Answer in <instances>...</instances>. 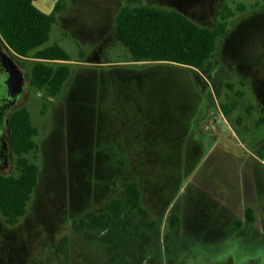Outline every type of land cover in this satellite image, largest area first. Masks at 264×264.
<instances>
[{"label": "rangeland", "instance_id": "rangeland-1", "mask_svg": "<svg viewBox=\"0 0 264 264\" xmlns=\"http://www.w3.org/2000/svg\"><path fill=\"white\" fill-rule=\"evenodd\" d=\"M56 1L34 4L48 13ZM63 1L43 45L58 43L71 57L56 96L44 99L29 84L36 59L14 54L0 36L26 73L22 106L39 131L35 156L25 154L38 165L26 214L14 225L0 214V264H55L63 236L60 264H105L108 245L85 240L71 222L101 211L129 180L139 183L142 205L158 222L145 264H264V124L254 127L264 115V0H224L235 14L217 38L212 68L201 70L132 62L113 33L125 0ZM194 1L204 8L159 3L215 26L222 4L208 9L210 0ZM220 103L232 108L228 115ZM16 159L4 174L19 173ZM247 206L252 224L243 220ZM174 213L179 222L170 228ZM235 220L241 226L231 230Z\"/></svg>", "mask_w": 264, "mask_h": 264}, {"label": "trees", "instance_id": "trees-1", "mask_svg": "<svg viewBox=\"0 0 264 264\" xmlns=\"http://www.w3.org/2000/svg\"><path fill=\"white\" fill-rule=\"evenodd\" d=\"M65 7L63 0H57L52 11L46 13L36 7L33 0H0V36L14 54L25 57L31 53L36 59L31 66L29 84L43 90L44 99L56 96L70 74L68 52L58 43L43 46L57 21V14ZM236 10H245V5L238 3ZM215 13V26H202L176 10L149 6L141 0H125L114 19V35L133 61H168L199 70L211 69L217 38L226 31L228 19L235 10L223 4ZM219 106L225 115L232 110L225 103ZM45 107L43 102L42 112ZM262 124L264 115L255 120V126ZM10 126L19 173H0V214L6 224L14 225L26 214L27 203L37 184L38 165L25 154L32 152L35 156L38 128L32 124L24 106L13 112ZM108 150L116 157L111 147ZM116 162L121 163L118 159ZM120 192L121 196L110 198L101 211H88L73 219L72 230L85 240L108 245L105 264H145L152 243L151 233L158 222L142 205V193L136 180L124 182ZM243 218L247 223H254L250 206L245 208ZM178 222L179 215L172 214L170 228ZM241 223L235 220L231 230ZM240 234L245 231L241 230ZM67 245L68 237L63 236L55 246L58 259L55 264H60ZM32 264L42 263L33 261Z\"/></svg>", "mask_w": 264, "mask_h": 264}, {"label": "flooded vegetation", "instance_id": "flooded-vegetation-1", "mask_svg": "<svg viewBox=\"0 0 264 264\" xmlns=\"http://www.w3.org/2000/svg\"><path fill=\"white\" fill-rule=\"evenodd\" d=\"M1 50L9 55L2 45ZM7 64L8 62L4 63L2 59H0V173L2 174L12 167L13 157L16 155L12 142V130L10 126L11 115L15 110L22 107V104L26 101L28 96L25 90L26 75L23 88L16 94H9V85L7 83L9 72L7 70ZM17 67L20 69L18 65ZM22 72L26 74L24 71Z\"/></svg>", "mask_w": 264, "mask_h": 264}, {"label": "water", "instance_id": "water-1", "mask_svg": "<svg viewBox=\"0 0 264 264\" xmlns=\"http://www.w3.org/2000/svg\"><path fill=\"white\" fill-rule=\"evenodd\" d=\"M0 59L4 63H7V70L9 72V78L7 83L9 85V94L13 95L18 93L25 83V75L16 65V63L12 60V57L7 55L1 50V41H0Z\"/></svg>", "mask_w": 264, "mask_h": 264}, {"label": "crops", "instance_id": "crops-1", "mask_svg": "<svg viewBox=\"0 0 264 264\" xmlns=\"http://www.w3.org/2000/svg\"><path fill=\"white\" fill-rule=\"evenodd\" d=\"M142 1V0H141ZM155 1H158V3H156ZM159 1H162V0H149V3L148 4H146V5H149V6H155V7H159V8H164V9H172V10H176V11H178V12H180V13H182V14H184L185 16H187V17H189L190 19H192L191 17H190V14H187L183 9H180V8H178V7H176V6H174V5H172V4H168V3H159ZM165 1V0H164ZM167 1V0H166ZM176 1V0H175ZM181 1V3H187V5H188V7H190V6H193L194 8H196V9H202V8H204V6H200V5H198L197 3H196V1H194V0H180ZM65 2V1H64ZM33 3H34V0H33ZM143 3V2H142ZM218 3H221L222 5L223 4H225V3H227V2H225L224 0H210V1H207V5H206V7L208 8V9H210V7L212 6V8L213 7H215L216 8V5L218 4ZM66 4V3H65ZM143 4H145V3H143ZM215 4V5H214ZM35 5V4H34ZM221 5V6H222ZM228 5V4H227ZM36 6V5H35ZM218 6V5H217ZM229 6V5H228ZM37 7V6H36ZM202 7V8H201ZM40 9V8H39ZM65 9H66V7H65ZM120 9V8H119ZM217 9H219V8H217ZM217 9H215V12H216V10ZM41 10V9H40ZM51 12V11H50ZM64 12V11H63ZM63 12H61V15L63 14ZM118 12V11H117ZM49 13V12H48ZM60 14V13H59ZM117 14V13H116ZM116 16V15H115ZM115 19V18H114ZM193 21H195L196 22V20H194V19H192ZM197 23V22H196ZM199 24V23H198ZM201 25V24H200ZM202 26H205V25H202ZM113 33H114V27H113ZM115 36V35H114ZM117 40V39H116ZM118 41V40H117ZM119 42V41H118ZM120 43V42H119ZM121 44V43H120ZM125 48V47H124ZM132 62H134V63H139V62H146V61H148V60H144V61H133V60H131ZM178 64V63H177ZM181 65V64H180ZM188 67V66H187ZM202 74V73H201ZM261 116H263V115H261ZM263 125V124H262ZM262 125H260V126H255V122H254V127L255 128H257V127H261ZM38 133H39V131H38ZM97 242V241H96Z\"/></svg>", "mask_w": 264, "mask_h": 264}]
</instances>
